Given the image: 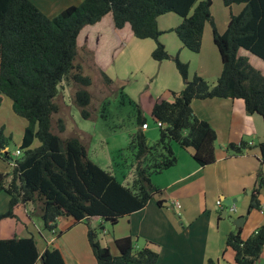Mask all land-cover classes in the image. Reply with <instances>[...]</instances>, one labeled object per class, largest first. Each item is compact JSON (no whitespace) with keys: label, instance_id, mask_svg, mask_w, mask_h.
<instances>
[{"label":"trees","instance_id":"trees-1","mask_svg":"<svg viewBox=\"0 0 264 264\" xmlns=\"http://www.w3.org/2000/svg\"><path fill=\"white\" fill-rule=\"evenodd\" d=\"M222 2L230 15L221 33L212 12L214 0H82L55 16L45 13L33 0H0V107L4 97H9L13 111L27 121L16 158L7 150L11 136L0 127V157L12 163L11 171L0 170V192L9 196L8 209L0 214V222L15 217L17 207L33 204L29 216L39 214L44 229L53 236L64 234V230H58L61 218L72 220V225L86 224L97 264H158L159 253L153 242L138 248L137 237L116 238L114 254L109 245L101 243L100 236L105 231L104 223L115 226L152 199L162 206L163 190L152 177L177 165L175 145L192 150L193 159L202 167L215 163L217 131L197 117L193 100L241 99L248 114H259L264 120V73L239 52L242 48L264 60V0ZM233 5H242L241 11L234 13ZM169 12L181 17L171 31L184 48L194 53L201 51L206 25L212 26L223 65L214 83L199 74L190 76L189 64L178 53L170 54L160 40L164 31L159 27V17ZM107 14H112L116 28L129 23L137 39L155 40L152 58L172 60L184 83L182 90L172 91L171 100L159 99L154 104L151 117L159 124L160 133L154 143L142 128L148 119L138 107V128L128 148L133 156L129 160L120 158L112 167L94 162L79 137L62 138L51 125L54 114L60 111L57 97L64 81L79 84L75 102L82 115L90 117L91 93L87 87L92 78L76 63L78 38L83 28ZM57 128L60 133L66 129L61 117ZM36 139L40 144L33 147ZM252 147L243 140L229 143L226 151L241 155ZM259 147L264 155V142ZM117 172L122 173V179ZM263 186L260 174L248 211L261 208ZM96 218L103 220L97 227L92 225ZM226 245L234 251L236 264H257L264 252V224L247 238H243L241 228L230 232ZM41 258L42 264H67L54 243L41 253L34 235L0 237V264H37ZM207 264L218 262L209 259Z\"/></svg>","mask_w":264,"mask_h":264},{"label":"crops","instance_id":"crops-1","mask_svg":"<svg viewBox=\"0 0 264 264\" xmlns=\"http://www.w3.org/2000/svg\"><path fill=\"white\" fill-rule=\"evenodd\" d=\"M33 1L42 10L43 7H53L47 9L53 12L52 14L43 11L50 16H55L64 7L76 4L77 1L80 3L82 0H72L66 6L58 0H40V3ZM236 10L239 9L235 7ZM108 15H111L110 18H107ZM180 22L181 17L175 13L169 12L161 15L159 27L164 33L160 35V40L170 54L178 53L181 60L189 64L190 76L199 74L214 83L220 76L223 65L219 49L213 41L212 26L210 25L211 28L208 29L205 27L201 51L194 53L184 48L176 33L171 31ZM87 27L92 29L85 31L84 37L87 39L88 48L94 53L95 64L101 71L105 70L113 77L119 70H123L121 66L119 67L121 59L125 63V71L131 72L133 68L139 67L140 63L144 65L148 54L151 55L156 47L153 39H137L129 23L122 29L116 28L112 14H107L96 24L86 26L81 32L88 29ZM106 30L114 36L115 45L119 48L114 61H109L108 54L99 51L100 43L92 44L90 41L92 34L97 36L94 41L102 40ZM148 62L153 67V72L150 74H155L154 71H156L155 75L158 79L157 84L153 83L146 90L150 92L148 106H151L152 112L156 101L168 95H163L167 90L180 91L184 83L172 60L159 62L153 59ZM162 79L164 83L160 82ZM131 85L129 89L133 93L143 90L139 82ZM160 85H164L165 88L162 89ZM121 86L125 89V85ZM141 104L144 105L143 102ZM192 107L197 117L207 120L217 131L215 163L202 167L193 159L192 150H185L175 145L174 148L178 155L177 165L152 177L153 183L163 190L162 206L152 199L143 209L120 219L115 226H111L112 233L105 227L101 235V243L109 245L111 250L113 246L116 247L114 244L116 238L136 236L138 242L145 241L144 245L147 241L153 242L152 247L159 253L158 264H207L209 259L216 260L218 264H236L234 251L226 245L227 235L241 228L243 238H247L264 224V186L261 188L259 197L261 208L253 209L257 210L254 216L253 210L248 211L251 193L257 185L259 175L261 174L264 178V165L262 166L264 155L259 147V144L264 142V131L260 129V123L264 124L262 116L256 113L248 114L244 101L241 99H195ZM147 122L149 124V121ZM143 130L149 135L150 124L147 129ZM247 136H252L253 139L248 140ZM257 138H259L258 143L254 141ZM243 140L250 142L253 147L241 155L227 153L229 143H240ZM259 158L263 161L261 162ZM4 161L5 169L0 170L11 171L12 163L5 159ZM233 198L236 202L229 204V207L217 203L218 200ZM8 203L7 193L0 192V214L8 209ZM225 209L228 213L224 217L223 210ZM233 212L236 214L233 215ZM231 216L234 218L243 216V225L237 227L230 219ZM4 220L3 218L0 224ZM101 223L103 220L100 218L92 221L95 227ZM58 230H64V234L60 237L54 236L52 239L40 233L46 243L42 250L39 248L41 253L54 243L63 253L67 264H97L89 247L86 224L72 225V220L61 218L58 221ZM215 243L219 245L216 246ZM261 257L264 259V252ZM37 264H42V260L39 259Z\"/></svg>","mask_w":264,"mask_h":264},{"label":"rangeland","instance_id":"rangeland-1","mask_svg":"<svg viewBox=\"0 0 264 264\" xmlns=\"http://www.w3.org/2000/svg\"><path fill=\"white\" fill-rule=\"evenodd\" d=\"M35 1H39L38 3H40V0ZM58 2L66 6L70 4L72 0H58ZM78 3L79 2L77 1L76 4ZM235 7L239 10L235 11ZM51 8L53 7H43V10L47 13L52 14L53 12H49V10H47ZM241 9L242 5L232 6V11L234 13H239ZM212 12L214 17H216L215 22L217 25V29L221 33L224 32L228 25L230 9L223 4L222 0H214ZM110 16L111 15H108L107 18H110ZM87 28L88 29H84V31L81 32L79 36V54L76 63H79L83 67L84 74H87L92 78V84L87 87L91 93V101L88 106V110L90 111L91 115L89 118H85L81 113V109L75 102V93L79 88V84L72 81H64L60 86V91L57 97V103L60 106V111L54 114L51 125L52 130L55 133H59L62 138L73 136L79 137L81 141L86 145L89 156L94 162L98 163L102 167H112L115 162L119 161L120 158H127V160H129V158L133 156L128 148L132 140V136L138 128V125L136 123V113L138 107L141 108L143 114L149 121L150 131L149 135L147 134V136L150 140V143H154L159 139V124L151 117V106H148L150 92L146 91L147 88L152 86L153 83L157 84L158 79H156V71H154L155 74H150L151 72H153L152 64H149L148 62L150 60H153L150 54H148L147 58L145 59L144 65L140 63V66L137 68H133L131 72L125 71L126 66L121 59V61L119 62V67L121 66L123 70H119L118 73H115L114 77L105 70L104 72L106 74L102 73L98 65L95 64L94 53L88 48L87 39H85L84 37V32L92 29L91 27ZM208 28H211L209 23L206 26V29ZM95 37L97 36H95L94 34L90 36V41L92 42V44L100 43L99 51L108 54L109 61H114L119 50L118 46L115 45L114 36L110 33L109 30H106L105 36L99 42L94 41ZM239 52L241 55L248 56L250 62L264 73V60L242 48L239 50ZM103 74H105L110 80L107 81L105 75ZM136 82L140 83V86H142L143 88V92H139L137 90L133 93L132 91H130L129 88L130 86H132L131 84ZM160 82L164 83V79L160 80ZM121 85H125V89L121 88ZM160 86L162 89L165 88L164 85ZM170 93H172V91L167 90L163 95H168L163 96L160 99L171 100L172 95H170ZM141 102H143L144 105L141 104ZM59 117L63 118L66 124V129L62 133H60L57 128V119ZM26 125V119L17 115L13 111L11 99L9 97H4L3 103L0 107V127H5L6 134L11 136V141L7 147V150L12 154L13 158L17 157L16 151L21 145ZM260 129L264 131L263 123H260ZM261 130L260 132H262ZM152 133L153 135L151 136ZM247 139L252 140L253 137L247 136ZM258 139L259 138L255 139L254 141L258 143ZM39 144L40 141L36 139L33 147L38 146ZM259 160H261V162L263 161L262 158H259ZM259 160L257 159L258 162H260ZM263 165L264 164H262V166ZM5 166L6 163L4 159L0 157V169H5ZM121 174L122 173L117 172V175L120 179H122V177H120ZM219 201H221L222 205L224 204V206L229 207V205H227L224 200ZM33 210V204H29L27 207H17L15 209L16 216L6 217L4 218L5 220L3 221V223H1L2 226L0 224V227L2 228L0 237L7 238L15 235H34L37 239L38 247L42 250L46 246V243L40 236V233H44L51 239L54 236L50 234L48 230L44 229L43 221L39 214L32 213L31 216H29V212H33ZM232 214L234 215L236 213L233 212ZM255 214H257V210H253V216ZM245 216L247 215L245 214ZM104 224L105 227L112 233L111 223L107 222ZM134 238H136V236ZM144 243L145 241L140 240V242H138L136 239L138 248H143L145 246ZM215 245L217 246L219 244L215 243ZM89 247L91 249L90 243ZM112 252L114 254L117 253L116 247L113 246ZM257 264H264V259L261 257Z\"/></svg>","mask_w":264,"mask_h":264},{"label":"water","instance_id":"water-1","mask_svg":"<svg viewBox=\"0 0 264 264\" xmlns=\"http://www.w3.org/2000/svg\"><path fill=\"white\" fill-rule=\"evenodd\" d=\"M224 201H225V203L227 205H229V204H232V203L236 202V199L235 198H233V199H224ZM227 213H228L227 209L223 210V216L224 217L227 216ZM230 219L234 221V223H235V225L237 227L242 226L243 223H244V217L243 216H240V217H237V218H234L233 216H231ZM41 260H42V258H41Z\"/></svg>","mask_w":264,"mask_h":264},{"label":"built area","instance_id":"built-area-1","mask_svg":"<svg viewBox=\"0 0 264 264\" xmlns=\"http://www.w3.org/2000/svg\"><path fill=\"white\" fill-rule=\"evenodd\" d=\"M148 127H149V124H148V123H144V124L142 125V128H143V129H147ZM16 153H17V155L20 154V150H17ZM217 203H218V205H221V204H222L221 201H219V200H218Z\"/></svg>","mask_w":264,"mask_h":264}]
</instances>
